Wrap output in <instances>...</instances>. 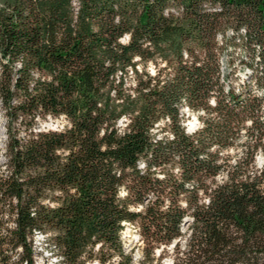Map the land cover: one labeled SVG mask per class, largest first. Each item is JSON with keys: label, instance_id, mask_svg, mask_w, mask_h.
I'll return each instance as SVG.
<instances>
[{"label": "trees", "instance_id": "16d2710c", "mask_svg": "<svg viewBox=\"0 0 264 264\" xmlns=\"http://www.w3.org/2000/svg\"><path fill=\"white\" fill-rule=\"evenodd\" d=\"M235 46L237 91L218 62ZM0 102V264H35L36 231L59 264L95 246L130 264L125 223L151 247L176 240L174 264H264V0H0ZM183 105L204 113L192 133Z\"/></svg>", "mask_w": 264, "mask_h": 264}, {"label": "rangeland", "instance_id": "374dc122", "mask_svg": "<svg viewBox=\"0 0 264 264\" xmlns=\"http://www.w3.org/2000/svg\"><path fill=\"white\" fill-rule=\"evenodd\" d=\"M227 35H231V32H227ZM124 40V39H122ZM220 41V37H218ZM246 52L242 48L235 47H223V50L218 55L219 69L221 72V80L223 88H232L234 91H237L241 86L242 80L246 79V83L249 81V70L242 67V59L245 57ZM138 58H134L136 60ZM156 65L153 63H147L144 65V70L147 71L150 75H154L156 70L165 67V62L157 59ZM138 69L141 70L142 65L139 63L137 65ZM166 72L169 69L165 70ZM163 73V72H162ZM133 73L128 72L126 76V83L129 84L132 81ZM250 82V81H249ZM248 82V84H249ZM254 87V83L251 82L250 85ZM248 87V86H247ZM256 95H261V91L254 89ZM182 119L180 125L184 128L187 133H192L194 130L201 127L202 122L200 116H204L203 111L199 110L198 112L188 109L186 106H181L179 108ZM125 118H122L118 121L117 126L123 127ZM8 124V115L5 111V108L0 102V166L5 162L4 160V151H5V140L7 137L6 127ZM39 128L43 129H56L61 128L66 124V121L62 117L52 118L46 117L44 120H41L39 123ZM248 124V123H246ZM13 125V124H12ZM164 121H160L155 124L153 133L155 137L161 135L168 136V130L163 128ZM163 128V130H162ZM244 139H241L243 141ZM232 157L235 159L238 155V152L235 149H230L229 151ZM254 161L257 167L261 166L264 161V155L261 151H257L254 155ZM220 178V177H219ZM123 194V191H121ZM183 235L179 239V248L184 247V242L186 235L188 233V224L184 225L182 228ZM121 245L124 249V252L130 257V264H174V256L176 254L173 241L168 245L159 244L153 245L152 247L144 241L139 234L138 224L125 223L123 229L120 232ZM178 240V239H177ZM53 245H49L47 240L44 237V234L36 231L33 235V250H34V261L35 264H59L60 259L56 253H53ZM98 247H94L95 254L91 259H87L84 264H101L99 258L104 257V262L102 264H127V259H121L116 254H113L111 257L102 256L100 253H96ZM103 260V259H102Z\"/></svg>", "mask_w": 264, "mask_h": 264}, {"label": "water", "instance_id": "95a60500", "mask_svg": "<svg viewBox=\"0 0 264 264\" xmlns=\"http://www.w3.org/2000/svg\"><path fill=\"white\" fill-rule=\"evenodd\" d=\"M188 223H189L188 219L185 218V219H184V222H183V227H184V225H186V224H188Z\"/></svg>", "mask_w": 264, "mask_h": 264}]
</instances>
